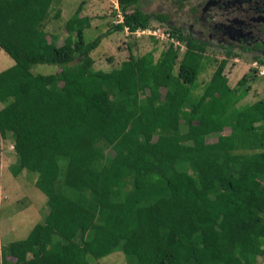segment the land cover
<instances>
[{"label":"trees","instance_id":"1","mask_svg":"<svg viewBox=\"0 0 264 264\" xmlns=\"http://www.w3.org/2000/svg\"><path fill=\"white\" fill-rule=\"evenodd\" d=\"M53 1L0 0V49L14 60L0 71V138H12L14 175L37 172L48 208L26 238L0 247V264H91L117 249L128 264H259L264 96L239 104L256 70L230 86L225 67L239 53L209 56L206 42L170 24L183 53L129 47L117 66L95 70L103 37L168 23L166 13L117 0L122 21L86 42L79 5L58 44L45 29ZM39 63L59 69L33 73Z\"/></svg>","mask_w":264,"mask_h":264},{"label":"rangeland","instance_id":"2","mask_svg":"<svg viewBox=\"0 0 264 264\" xmlns=\"http://www.w3.org/2000/svg\"><path fill=\"white\" fill-rule=\"evenodd\" d=\"M180 1L181 4L174 0H138L132 3L129 8L132 10L137 8L144 12L166 13L168 23L153 20L150 27L159 25L161 29L168 31L171 29V25L178 28L185 36L188 30L193 32L192 23L194 22L195 13L191 10V7L199 0ZM79 5L81 6V13L90 17V27L84 31L86 42L105 32L111 24H116V21L120 18L119 14L121 13L117 0H55L51 4L50 18L46 21L45 29L49 33H56L61 37L58 41L59 44L63 43L65 33L62 30H64L65 21ZM58 9H60V15L56 16ZM150 37L151 35L148 34L136 35L126 29L115 31L103 37L99 45L91 52L94 59L93 69L110 70L112 67L117 66L128 57L129 47L136 56L154 48V55L158 57L161 50L168 43L165 40L154 41ZM180 42H184V40H180ZM216 46V43L207 46L206 52L209 56L222 59L225 50ZM184 50L185 47L179 49V52L183 53ZM254 60L257 59L243 53H239L238 57H232L228 60L225 73L228 76L230 86H234L244 73L250 71ZM13 64L14 60L0 49V71L11 67ZM58 69V65L51 63H39L31 67L33 73L41 74H53ZM213 69V65L208 66L206 70L200 73L198 82L207 81ZM263 96L264 79L257 75V79L251 83L250 91L239 104H247ZM213 140H215V135L208 139V141ZM12 142V138L8 137L0 143V247H3L4 250L7 249L8 243L26 238L33 226L44 220L48 210L45 194L35 185L37 172L23 169L17 175L12 173V168L19 163ZM107 153L112 154V151L107 150ZM60 163L61 167H64L65 160L61 159ZM65 191L73 190L65 188ZM88 259L91 264H128L129 262L128 257L120 249L99 258L88 256ZM259 264H264V262L260 261Z\"/></svg>","mask_w":264,"mask_h":264},{"label":"flooded vegetation","instance_id":"3","mask_svg":"<svg viewBox=\"0 0 264 264\" xmlns=\"http://www.w3.org/2000/svg\"><path fill=\"white\" fill-rule=\"evenodd\" d=\"M191 10L193 32L187 33L264 64V0H199Z\"/></svg>","mask_w":264,"mask_h":264},{"label":"built area","instance_id":"4","mask_svg":"<svg viewBox=\"0 0 264 264\" xmlns=\"http://www.w3.org/2000/svg\"><path fill=\"white\" fill-rule=\"evenodd\" d=\"M119 19L116 21V23H119L122 21V15L119 14ZM124 29L128 30L130 33L140 35V34H148L154 37V39L158 41L165 40L167 43H172L174 47H179V49L185 47V42H180L181 39L177 38V36L172 35L170 31H166L164 29H161L159 26L157 27H147V28H137L134 31H130L128 27H124ZM252 68L256 70V74L264 79V64L258 62L257 60H254L252 63ZM264 250V246H263ZM261 261L264 262V252L261 256Z\"/></svg>","mask_w":264,"mask_h":264},{"label":"crops","instance_id":"5","mask_svg":"<svg viewBox=\"0 0 264 264\" xmlns=\"http://www.w3.org/2000/svg\"><path fill=\"white\" fill-rule=\"evenodd\" d=\"M50 18V17H49ZM63 31V30H62ZM65 32V31H64ZM51 33V32H50ZM52 34V33H51ZM55 35H58V34H56V33H54ZM66 35V34H65ZM64 35V36H65ZM59 36V35H58ZM64 38V37H63ZM59 39H61V37H59L58 38V41H59ZM59 44V43H58ZM2 106H3V104L2 103H0V109L2 108ZM4 139H6V138H0V140L2 141V140H4ZM1 141H0V143H1ZM13 146V145H12ZM0 168H1V164H0ZM22 171V170H21Z\"/></svg>","mask_w":264,"mask_h":264}]
</instances>
